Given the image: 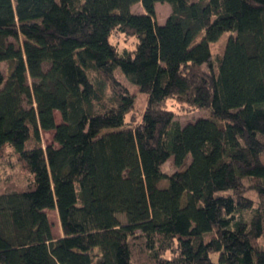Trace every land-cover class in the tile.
Returning <instances> with one entry per match:
<instances>
[{
  "label": "trees",
  "instance_id": "16d2710c",
  "mask_svg": "<svg viewBox=\"0 0 264 264\" xmlns=\"http://www.w3.org/2000/svg\"><path fill=\"white\" fill-rule=\"evenodd\" d=\"M116 30L135 49L120 51ZM5 61L0 152L33 179L0 193V264H264V0H0ZM118 68L148 95L136 125ZM169 99L210 115L183 125Z\"/></svg>",
  "mask_w": 264,
  "mask_h": 264
},
{
  "label": "rangeland",
  "instance_id": "374dc122",
  "mask_svg": "<svg viewBox=\"0 0 264 264\" xmlns=\"http://www.w3.org/2000/svg\"><path fill=\"white\" fill-rule=\"evenodd\" d=\"M132 11L136 13H143L144 9L142 4L139 2L132 7ZM156 12L157 17L156 20L159 24H164L167 20L170 12L171 6L169 3H157L156 4ZM230 33H224L221 38L212 44L213 55L217 59L224 50V46ZM111 42L117 46L120 51L125 50H133L135 49L138 38L136 36H130L121 33L120 31H115L110 38ZM0 68L4 71L5 76L10 68L9 62H1ZM116 75L123 86H127L130 90L136 95V100L134 104V109L128 115L127 121L133 125L139 123L142 119V114L147 105L148 95L146 93L140 92L138 88L132 84L126 76L123 74L121 69H117ZM115 99V95L112 89L107 86L105 89V95L103 100V105L110 106ZM167 107L175 112V117L177 120L181 122V124L185 125L189 122H194L199 118H205L210 115V111L207 109H198L194 107H190L184 105L182 103L177 102L175 99H169L167 101ZM56 120L57 122L61 121V114L59 111H56ZM54 131H42L41 134V144L43 147H46L48 144L53 143ZM35 141L33 138L28 142V146H34ZM163 171L167 173H171L178 168L174 165L173 157L169 158L162 166ZM33 179V176L29 173L24 163L19 159L18 155L14 151V149L7 145L0 152V193L4 191L18 190L23 189L27 186V184ZM253 181L246 179L245 180V190L246 195L253 199L254 205L258 206L260 204V198L258 193L255 191L253 187ZM48 216L52 223L53 234L56 238L63 235V230L61 227V222L59 218V214L57 209L48 210ZM120 219L123 222H126L125 214H120ZM257 245L259 248L264 249V236L260 237L257 240ZM173 256L172 252H167L165 257L170 258ZM217 258L216 256H214ZM142 261L141 256L138 261L134 259L136 264H149V262H140Z\"/></svg>",
  "mask_w": 264,
  "mask_h": 264
}]
</instances>
